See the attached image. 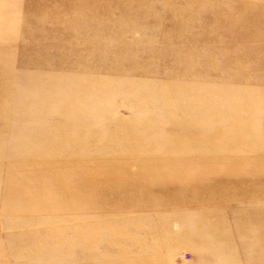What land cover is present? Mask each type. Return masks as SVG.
<instances>
[{
	"label": "rangeland",
	"instance_id": "obj_1",
	"mask_svg": "<svg viewBox=\"0 0 264 264\" xmlns=\"http://www.w3.org/2000/svg\"><path fill=\"white\" fill-rule=\"evenodd\" d=\"M0 264H264V0H0Z\"/></svg>",
	"mask_w": 264,
	"mask_h": 264
}]
</instances>
